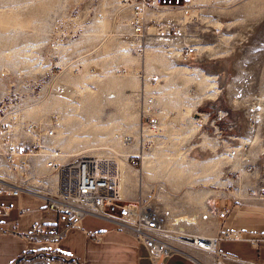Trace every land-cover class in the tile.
<instances>
[{
  "label": "rangeland",
  "instance_id": "rangeland-1",
  "mask_svg": "<svg viewBox=\"0 0 264 264\" xmlns=\"http://www.w3.org/2000/svg\"><path fill=\"white\" fill-rule=\"evenodd\" d=\"M124 1L0 0V110L52 127L53 142L65 153L110 150L129 156L127 163H117L118 177L129 184L128 197L122 198L153 202L169 230L166 239L181 246L178 228L185 226H170L172 219L161 203L193 192L192 204L203 210L216 206L222 195L240 198L237 187L246 185L236 179L243 174V162L225 156L223 149L235 141L216 138L209 125L204 138L193 134V120L199 124L192 113L194 98H213L215 84L229 95L248 96L256 90L264 100V0H187L193 11L189 26L202 23L208 31L200 40L204 60L189 64L173 61L168 53L171 38L152 36L156 32L152 28L139 43L132 35L133 10ZM161 15L173 19L174 28L186 24L182 12ZM136 45L144 49L141 55L135 54ZM213 76H218L215 84L209 81ZM143 97L154 98L152 112L160 127V137L146 138L151 139L152 151L142 146L145 135L152 134V126L141 118ZM260 104L264 108V102ZM158 109L177 113L178 122L186 127L178 140L169 132V120L162 119L166 129L161 128ZM204 111L215 115L229 110L216 100L197 110ZM257 121L264 126V118ZM230 122L232 131L226 130L225 119L216 125L223 136L239 138L243 117L233 115ZM252 144L254 149L241 158L256 157L260 137ZM228 202L232 208L238 206ZM257 205L264 207V202ZM204 215L206 220L186 226L185 233L211 237L216 221L213 214ZM48 253L17 264H68Z\"/></svg>",
  "mask_w": 264,
  "mask_h": 264
},
{
  "label": "built area",
  "instance_id": "built-area-1",
  "mask_svg": "<svg viewBox=\"0 0 264 264\" xmlns=\"http://www.w3.org/2000/svg\"><path fill=\"white\" fill-rule=\"evenodd\" d=\"M124 3L133 10L132 35L139 38V43L141 38L150 36L149 29L152 28L156 31L152 36L171 38V49L168 53L173 61L189 64L204 60L200 40L208 32L205 29L207 27L202 28V23H199L197 28L189 26L193 11L187 0H125ZM163 11L184 13L186 24L182 28H174V20L165 19L161 15ZM159 41L162 39L160 38ZM162 44L166 45L164 42ZM133 50L138 55L144 52V49L137 45L133 46ZM209 79L214 84L217 81L216 76ZM147 82L150 83V79ZM226 82L228 86L231 78ZM213 86L217 89L213 98L203 95L194 98L195 111L192 115L196 116L197 124L212 127L216 138L224 137L235 141L233 147L225 150V156L234 160L241 159L244 170L236 179L241 182L246 177L248 199L262 203L264 202V126L257 121L259 118H264V108L259 103L261 95L256 90L248 96L239 92L229 95L226 88L218 89L216 84ZM216 100L225 105L229 111H217L215 115L207 111L201 114L197 112L200 107ZM142 103L144 104V110L142 109L141 112L143 123L152 126L150 129L152 134L145 135L142 146L143 149H150L151 139L146 138L160 137V127L152 112L155 105L154 98L143 97ZM229 114L243 117L239 138L223 136V130L216 125L217 121L228 118ZM233 129V122H226V130ZM142 130L144 132V128ZM259 137L260 148L256 157L253 160L241 158L240 154L245 155V152L253 146V141ZM54 138L55 130L52 127L38 122H25L15 112L0 110V196L18 198L26 193L40 197L46 202V210L60 214L67 223L63 229H56L53 225L35 224L29 232L22 233L16 222H9L5 227L0 228V235H15L29 244H57L69 228H80L84 218L95 216L112 221L119 228L131 232L144 246L150 264H165L167 259L178 253L188 255L190 252L187 248L194 254L213 256L212 264H245L242 260L219 251L220 242L241 241L240 234L223 228L215 237L186 234L184 228L195 225L199 216L178 217L170 221L172 227L177 228L181 224L185 226L178 228L182 245L177 246L167 240L166 224L153 202L140 199L127 200L117 195L115 189L119 167L117 163L118 161L127 163L129 156H119L110 150H103L101 154L83 151L71 155L57 147L53 142ZM222 142L226 145V141ZM222 197L216 206L208 205L207 210L214 212L216 218L223 223L232 208L228 199L238 203L241 198H235L232 194L228 199L224 195ZM201 219L206 220L207 216L203 215ZM90 236L94 241H99L98 236ZM260 241L261 239H253L250 243L257 246Z\"/></svg>",
  "mask_w": 264,
  "mask_h": 264
},
{
  "label": "crops",
  "instance_id": "crops-1",
  "mask_svg": "<svg viewBox=\"0 0 264 264\" xmlns=\"http://www.w3.org/2000/svg\"><path fill=\"white\" fill-rule=\"evenodd\" d=\"M233 115L235 114H229V117L225 119L226 122H230ZM157 116L162 129H166L162 119H167L170 123L169 132L175 136L174 139L178 140L182 137L186 127L184 128L178 122L176 112L162 113L158 109ZM192 127L193 134L200 135L202 138L207 135L204 125H196L193 120ZM152 149L154 150V147L148 150L152 151ZM224 149L226 150V147ZM148 150L144 149V151ZM140 177L148 182L144 180L142 174ZM126 179L119 176L116 180L115 189L119 196L128 197L125 193L129 189ZM243 180L246 181L247 178L244 177ZM237 188L241 201L236 203L238 206L231 208L228 218L223 223L216 218L214 212H209L207 207L202 210L192 204L195 197L193 192H188L186 196L175 201H162L161 210H165L168 219L195 214L200 219L204 213L209 216L213 214L216 222H214L215 230L211 237L217 236L221 228L236 232L242 237L241 241L220 242L219 251L221 253L236 257L245 264H264V207L248 199L244 183L239 184ZM231 205H233L232 202ZM9 222H16L22 233L29 232L35 224L53 225L56 229H63L67 225L63 216L46 210L44 199L26 193L18 198L0 196V228L5 227V224ZM90 235L98 236L99 241H94ZM253 239H261V241L254 246L250 243ZM49 251L52 255L58 254L75 259L78 264H150L144 246L128 230L119 228L112 221L95 216L84 218L80 228H69L57 244H29L15 235H0V264H14L22 257L35 256L38 253ZM199 257L200 255L191 252L188 255L178 253L167 259L165 264H212L213 256Z\"/></svg>",
  "mask_w": 264,
  "mask_h": 264
},
{
  "label": "water",
  "instance_id": "water-1",
  "mask_svg": "<svg viewBox=\"0 0 264 264\" xmlns=\"http://www.w3.org/2000/svg\"><path fill=\"white\" fill-rule=\"evenodd\" d=\"M42 254H48V253H43V252H42V253H38V254H36L35 256H37V255H42ZM24 258H25V257H22V258L16 260L14 264H17L18 262H20V260H22V259H24ZM52 258H57V259H59V260L65 262V263H68V264H72V263L76 264V263H77L75 259L67 258V257H64V256H60V255H58V254H54V255H52ZM77 264H78V263H77Z\"/></svg>",
  "mask_w": 264,
  "mask_h": 264
},
{
  "label": "bare ground",
  "instance_id": "bare-ground-1",
  "mask_svg": "<svg viewBox=\"0 0 264 264\" xmlns=\"http://www.w3.org/2000/svg\"><path fill=\"white\" fill-rule=\"evenodd\" d=\"M235 91H236V89H235ZM261 93H263L264 94V90L261 92ZM108 98H113L114 97V94H109L108 96H107ZM262 97H263V95H262ZM262 102H264V100L261 98V101L259 102V103H262ZM261 107H262V105H261ZM9 112H11V111H9ZM20 117V116H19ZM196 116H193V118H195ZM21 119V118H20ZM23 120V119H22ZM23 121H25V120H23ZM25 122H32V121H25ZM254 148H253V146L251 147V150L250 151H252ZM64 152V151H63ZM242 154L243 153H241L240 154V157L242 156ZM71 155H73V154H71ZM247 158V157H246ZM145 159V158H144ZM147 160H148V158H147ZM145 161H146V159H145ZM148 162V161H147ZM146 164V163H145ZM147 165H145V167H146ZM148 167V169H149V166H147ZM119 168H117V170H118ZM118 172V171H117ZM119 175V174H118ZM118 175H117V179H119V177H118ZM116 179V180H117ZM117 194V193H116ZM140 200H142V199H140ZM186 220H187V218H185ZM166 231H169V230H166ZM187 248V247H186ZM187 251L188 252H191L188 248H187Z\"/></svg>",
  "mask_w": 264,
  "mask_h": 264
}]
</instances>
